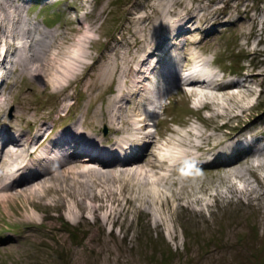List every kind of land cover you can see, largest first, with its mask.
Listing matches in <instances>:
<instances>
[{
	"label": "rangeland",
	"instance_id": "374dc122",
	"mask_svg": "<svg viewBox=\"0 0 264 264\" xmlns=\"http://www.w3.org/2000/svg\"><path fill=\"white\" fill-rule=\"evenodd\" d=\"M0 264H264V0H0Z\"/></svg>",
	"mask_w": 264,
	"mask_h": 264
},
{
	"label": "bare ground",
	"instance_id": "6f19581e",
	"mask_svg": "<svg viewBox=\"0 0 264 264\" xmlns=\"http://www.w3.org/2000/svg\"><path fill=\"white\" fill-rule=\"evenodd\" d=\"M174 64H176V63H174ZM74 68V67H73ZM72 68V69H73ZM208 73V72H207ZM190 82V81H189ZM193 82V81H192ZM157 95V94H156ZM121 101V100H120ZM97 123V122H96ZM147 125V124H146ZM149 125V124H148ZM140 128V127H139ZM66 138H67V136H66ZM8 140H10V138H8V139H6V140H3L2 141V143H1V148L4 146V145H6V142L8 141ZM11 140H13V141H17V139H14V138H11ZM62 142H67V144H68V142L69 141H66L65 140V138L62 140ZM73 142H75V140L73 141ZM73 142H71V143H69V146H71L72 144H73ZM59 147H61V143L59 144ZM89 148L90 149H95V148H93L91 145H89ZM87 146H85V147H81L80 149H78V151H73L72 153H73V155H76L77 157H78V159H74L73 158V160H75L76 162H79V163H82L83 162V158L84 157H86V155H89V154H86V153H88V152H91V154L92 155H94V152H96V151H92V150H88L89 149ZM126 148V147H125ZM125 148H123L122 149V154L124 155V157H126V158H128L129 156H130V153H131V151H128L127 152V150H125ZM72 149V148H71ZM2 150H3V148H2ZM83 150H87L86 152H83L82 153V151ZM98 153V152H97ZM106 153H109L110 155H111V153L110 152H106ZM127 153V154H126ZM99 154V153H98ZM103 154V153H102ZM92 155H90V156H92ZM96 155V154H95ZM103 155H105V154H103ZM100 156H102L101 154H100ZM94 158H95V160H93L94 162H99L100 164H102V165H107L106 164V161L105 160H102V159H100L98 156H93ZM58 158V157H57ZM94 158H89V157H86L85 159H88V161L89 160H92V159H94ZM135 158V157H134ZM110 160H112L111 162L112 163H115L116 161H115V158L114 157H112V155H111V159ZM134 160L135 159H133V160H131V161H133L134 162ZM186 160H188V158H186ZM186 160H182V161H186ZM85 161H87V160H85ZM181 161V162H182ZM181 162H179V163H181ZM190 164L191 163H189L188 164V166L189 167H193V166H190ZM104 165V166H105ZM58 167V166H57ZM56 167V168H57ZM53 170V169H52ZM52 170H46V171H44V172H50V171H52ZM44 172L42 173V174H38V176L39 177H41V176H43V175H46V174H44ZM37 176V177H38ZM27 177H29V176H27ZM17 180H23V183H25V184H27L28 182H30V180H31V178H26V175H19V177H18V179ZM17 180H15V182L17 183L18 181Z\"/></svg>",
	"mask_w": 264,
	"mask_h": 264
},
{
	"label": "water",
	"instance_id": "95a60500",
	"mask_svg": "<svg viewBox=\"0 0 264 264\" xmlns=\"http://www.w3.org/2000/svg\"><path fill=\"white\" fill-rule=\"evenodd\" d=\"M104 133H105V134L108 133V128H107V127L104 128Z\"/></svg>",
	"mask_w": 264,
	"mask_h": 264
}]
</instances>
